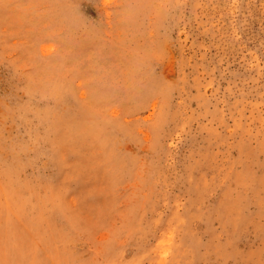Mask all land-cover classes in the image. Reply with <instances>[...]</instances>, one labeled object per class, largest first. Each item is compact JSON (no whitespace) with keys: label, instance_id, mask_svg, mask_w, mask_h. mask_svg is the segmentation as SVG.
I'll return each instance as SVG.
<instances>
[{"label":"rangeland","instance_id":"obj_1","mask_svg":"<svg viewBox=\"0 0 264 264\" xmlns=\"http://www.w3.org/2000/svg\"><path fill=\"white\" fill-rule=\"evenodd\" d=\"M0 264H264V0H0Z\"/></svg>","mask_w":264,"mask_h":264}]
</instances>
